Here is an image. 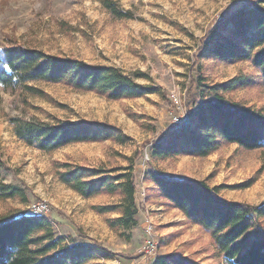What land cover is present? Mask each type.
Listing matches in <instances>:
<instances>
[{"label": "rangeland", "instance_id": "rangeland-1", "mask_svg": "<svg viewBox=\"0 0 264 264\" xmlns=\"http://www.w3.org/2000/svg\"><path fill=\"white\" fill-rule=\"evenodd\" d=\"M131 17L115 16L103 0H0V48L13 44L88 63L142 71V84L158 91L135 98L110 99L63 82L42 80L5 87L0 84V158L7 183L24 196L0 199V219L32 212L46 203V216L64 244L95 246L87 264H152L159 255L175 254L191 264H225L210 234L170 205L149 177L154 171L171 178L193 179L217 187L220 196L253 205L264 203V147L248 150L221 141L207 156L151 155L155 138L187 118L202 100L220 96L264 113V82L249 60L228 62L201 49L211 27L228 13L255 0H115ZM254 82L233 89L219 87L235 76ZM200 77H203L202 79ZM55 122L106 121L122 138L75 142L44 151L15 133L12 119ZM192 124L194 122H191ZM64 163L131 172L137 184L136 222L122 226L120 209L99 212L122 201L119 193L86 198L62 182ZM264 225V217L259 219ZM151 222L157 241L154 255L142 247Z\"/></svg>", "mask_w": 264, "mask_h": 264}, {"label": "trees", "instance_id": "trees-1", "mask_svg": "<svg viewBox=\"0 0 264 264\" xmlns=\"http://www.w3.org/2000/svg\"><path fill=\"white\" fill-rule=\"evenodd\" d=\"M107 9L121 18L131 12L115 0H103ZM201 49L209 56L228 62L249 60L262 74L264 82V0H255L215 23ZM142 71L129 73L115 65L88 63L71 56L49 54L35 47L13 44L0 48V84L5 87L27 85L42 80L63 82L77 90H90L110 99L135 98L158 91L142 84ZM201 79L203 77H200ZM254 82L248 75L235 76L219 87L233 89ZM30 88V87H29ZM188 124H177L155 138L151 155L178 154L207 156L221 141L237 143L248 150L264 147V113L241 107L221 96L204 98L190 113ZM14 130L27 145L52 151L75 142L122 138L119 127L97 120L70 119L55 122L12 119ZM191 122H194L193 124ZM59 178L86 198L102 192L119 193L122 201L101 206L99 212L120 209L122 226L136 222L137 184L131 172L114 173L105 167L64 163ZM0 158V199L24 196L22 189L7 183ZM162 196L192 222L207 231L225 264H264V203L253 205L220 196L217 187L204 181L171 178L149 171ZM98 251L95 246L69 245L56 234L50 220L41 214L20 211L0 219V264H87ZM152 264H191L175 254L159 255Z\"/></svg>", "mask_w": 264, "mask_h": 264}, {"label": "built area", "instance_id": "built-area-1", "mask_svg": "<svg viewBox=\"0 0 264 264\" xmlns=\"http://www.w3.org/2000/svg\"><path fill=\"white\" fill-rule=\"evenodd\" d=\"M187 118H175V124H181L183 122H186ZM32 212L36 213V214H41L44 215L45 217L48 215L49 212V206L46 203H35L32 206ZM147 232H148V236L144 242V245L142 247V252L145 255H154L157 251V241H156V237L154 235V228H153V224L151 222L148 223V227H147Z\"/></svg>", "mask_w": 264, "mask_h": 264}]
</instances>
